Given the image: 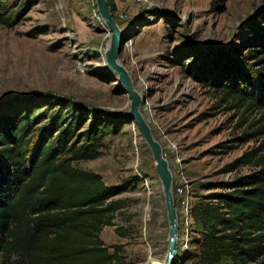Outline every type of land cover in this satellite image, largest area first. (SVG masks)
<instances>
[{"label": "rangeland", "instance_id": "1", "mask_svg": "<svg viewBox=\"0 0 264 264\" xmlns=\"http://www.w3.org/2000/svg\"><path fill=\"white\" fill-rule=\"evenodd\" d=\"M123 30L121 61L145 97L142 110L163 146L173 174V189L187 182L191 202L220 190L217 183L250 173L253 165L228 171L245 152L264 142V131L233 141L264 124L262 110L231 107L222 94L188 77L174 61L200 59L208 46L248 54L246 20L264 0H109ZM19 9L13 28L0 25V113L46 107L44 95L88 117L119 125L95 159L78 166L99 173L110 185L136 177L135 186L115 196L125 200L114 224L103 229L106 245L124 246L125 264H165L170 231L162 181L153 153L135 121L127 116L131 98L118 73L107 66L111 30L96 0H10ZM23 4V6H21ZM35 32L36 36H28ZM254 57H249L248 63ZM41 121L37 126H42ZM233 146V148H232ZM175 264H196L200 227L180 213ZM127 228L120 236L117 227Z\"/></svg>", "mask_w": 264, "mask_h": 264}, {"label": "trees", "instance_id": "2", "mask_svg": "<svg viewBox=\"0 0 264 264\" xmlns=\"http://www.w3.org/2000/svg\"><path fill=\"white\" fill-rule=\"evenodd\" d=\"M225 1L212 4L219 7ZM18 11L10 0H0V25L13 28ZM245 23L248 54L238 47L208 46L200 59L188 58L192 63L173 59L188 77L221 93L231 107L264 114V7ZM249 57L253 62H247ZM53 99L44 95L42 111L26 106L0 113V264H125L124 246L106 245L101 234L125 207V200L115 196L135 186L138 178L110 186L99 173L78 166L99 157L107 136L121 127L97 118L84 128V113L53 104ZM262 131L264 124L233 141ZM244 165L255 169L218 182L220 190L193 206L200 227L198 250L192 255L196 264H264V142L228 171ZM116 230L127 235L123 226Z\"/></svg>", "mask_w": 264, "mask_h": 264}, {"label": "water", "instance_id": "3", "mask_svg": "<svg viewBox=\"0 0 264 264\" xmlns=\"http://www.w3.org/2000/svg\"><path fill=\"white\" fill-rule=\"evenodd\" d=\"M96 3L100 16L112 32L105 54L107 66L119 74L125 91L131 98V108L127 116L130 120L135 121L144 140L151 148L156 162V169L162 181L170 225L168 237L169 248L165 264H175L178 249L179 221L173 189V174L168 160L164 157L163 146L155 137L151 125L142 112L145 97L136 89L132 76L121 61V54L124 47L123 30L115 15L110 10L108 0H96Z\"/></svg>", "mask_w": 264, "mask_h": 264}, {"label": "built area", "instance_id": "4", "mask_svg": "<svg viewBox=\"0 0 264 264\" xmlns=\"http://www.w3.org/2000/svg\"><path fill=\"white\" fill-rule=\"evenodd\" d=\"M140 5H149L151 4L150 0H130ZM187 182H181L176 188H174V194L181 196L180 206L181 210L180 213L183 215L186 222H193V204L191 202V194L187 188Z\"/></svg>", "mask_w": 264, "mask_h": 264}, {"label": "bare ground", "instance_id": "5", "mask_svg": "<svg viewBox=\"0 0 264 264\" xmlns=\"http://www.w3.org/2000/svg\"><path fill=\"white\" fill-rule=\"evenodd\" d=\"M142 112H143V110H142ZM144 114V113H143ZM145 116V115H144Z\"/></svg>", "mask_w": 264, "mask_h": 264}]
</instances>
